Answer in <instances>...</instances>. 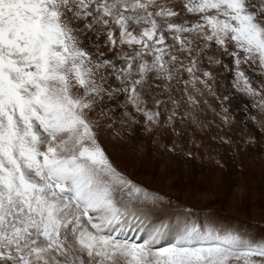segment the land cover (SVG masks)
Listing matches in <instances>:
<instances>
[{
	"label": "snow or ice",
	"instance_id": "obj_1",
	"mask_svg": "<svg viewBox=\"0 0 264 264\" xmlns=\"http://www.w3.org/2000/svg\"><path fill=\"white\" fill-rule=\"evenodd\" d=\"M217 67L264 110L246 71L264 81V0H0V264H264V238L235 229L130 237L162 198L117 170L89 116L111 79L151 125L171 101V122L173 93L197 103Z\"/></svg>",
	"mask_w": 264,
	"mask_h": 264
},
{
	"label": "bare ground",
	"instance_id": "obj_2",
	"mask_svg": "<svg viewBox=\"0 0 264 264\" xmlns=\"http://www.w3.org/2000/svg\"><path fill=\"white\" fill-rule=\"evenodd\" d=\"M171 2L178 5L180 0ZM80 39L82 43L86 42V36L82 35ZM92 39L94 44L99 43L101 51L111 55L107 52L103 36L98 41ZM213 71L215 79L211 82L212 90L201 86L202 92L196 94L197 103L188 101L187 94L183 92L173 93L180 104L175 108L176 115L171 122L165 119L172 114L174 106L171 101L167 104L168 112L161 117V125H151L135 112L123 93L116 91L119 82L111 79L105 85L108 91L97 100L89 113L96 125L99 142L117 170L134 184L162 198L155 204L137 205L144 209L146 218L141 217L143 223L136 221L132 225L128 231L130 237H143L154 225L165 223L169 234L161 241V246L166 245L185 221L198 223L196 216H191L193 213L202 209L211 210L213 199L218 196L223 199L230 194L235 181L228 175L235 164L234 157L228 156L231 146L226 140L232 132L243 136L247 128L233 116L235 101L241 97L240 91L233 86L234 74L219 67ZM249 75L255 80V87L264 83L258 73L250 70ZM160 98L167 100L166 95ZM246 101L244 115L253 120L254 127L260 131L258 137L264 141V110H257L252 100L246 98ZM241 141V144L240 141L234 144L237 151L233 153H240L244 161L256 164L250 156L253 153L257 156L262 154L255 143L242 138ZM216 173L228 177L230 187L227 190L221 191L209 183ZM198 179L204 180L202 187L196 185ZM171 206L176 209L173 210ZM210 216V223L214 225H218V219L226 220L214 210H211ZM206 222L202 223L203 226H207ZM238 227L223 226L224 229L235 230Z\"/></svg>",
	"mask_w": 264,
	"mask_h": 264
},
{
	"label": "rangeland",
	"instance_id": "obj_3",
	"mask_svg": "<svg viewBox=\"0 0 264 264\" xmlns=\"http://www.w3.org/2000/svg\"><path fill=\"white\" fill-rule=\"evenodd\" d=\"M225 61H227V58L225 59ZM246 71L249 75L250 69H246ZM252 80L253 87H255V80ZM240 93L241 97L235 101V111L233 113V116L246 126L247 132L246 134L243 133V136L232 132L230 138L226 140V143L231 146V150L228 151V156L232 158L234 157L235 164V167L231 168L230 174L228 176H230L235 181V184L231 186V191L230 194H228V197L222 199V196H218L216 199H213L211 201L210 206L211 210L220 212V214L226 220L221 221V219H218V225H216V223L215 225L214 223L211 224V210L209 209H202L203 211L200 210L196 214L193 213L191 216H196L198 221L196 225L201 227V229L212 227L222 230L224 229L223 226L227 228L230 226H239L238 229L242 231L238 229L237 231L247 233L250 237H256V235H258L256 238H261L260 236L264 238V141H262L258 137L260 131L254 127L253 120L249 116L244 115V112L246 110L245 108H247L246 98L254 102L257 110H261V107L259 106L261 97L249 96L241 91ZM255 115L256 112L253 116ZM241 138L243 140L253 141L258 149V152L260 151V153L262 154V156H257L253 153V156H250V159H254L256 161V164L252 165L250 162L247 163L246 161H244V159L240 157V153L239 155L233 153L237 151L234 144L238 143V141H240L239 144H241ZM242 176L246 177L243 178ZM226 177L227 176L223 175L222 173H216L213 177H211L212 180L210 179L209 183L211 182V186L221 191L227 190V188L230 187V182L229 179H227L228 177ZM203 184V179H198L196 182V185L200 187H202ZM171 208L173 207L171 206ZM174 209L176 208H173V210ZM203 222L208 223L207 226H203ZM244 229L246 231H244Z\"/></svg>",
	"mask_w": 264,
	"mask_h": 264
}]
</instances>
